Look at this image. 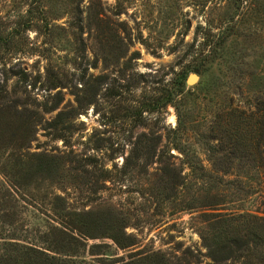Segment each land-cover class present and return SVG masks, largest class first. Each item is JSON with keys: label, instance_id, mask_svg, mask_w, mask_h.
<instances>
[{"label": "rangeland", "instance_id": "obj_1", "mask_svg": "<svg viewBox=\"0 0 264 264\" xmlns=\"http://www.w3.org/2000/svg\"><path fill=\"white\" fill-rule=\"evenodd\" d=\"M0 264H264V0H0Z\"/></svg>", "mask_w": 264, "mask_h": 264}, {"label": "trees", "instance_id": "obj_2", "mask_svg": "<svg viewBox=\"0 0 264 264\" xmlns=\"http://www.w3.org/2000/svg\"><path fill=\"white\" fill-rule=\"evenodd\" d=\"M20 249H21V255L22 256H28V257H31V256L33 257V253L39 252L36 248H33L31 246H28V245L21 246Z\"/></svg>", "mask_w": 264, "mask_h": 264}, {"label": "water", "instance_id": "obj_3", "mask_svg": "<svg viewBox=\"0 0 264 264\" xmlns=\"http://www.w3.org/2000/svg\"><path fill=\"white\" fill-rule=\"evenodd\" d=\"M196 78L195 74L191 73L187 78V82H192Z\"/></svg>", "mask_w": 264, "mask_h": 264}]
</instances>
